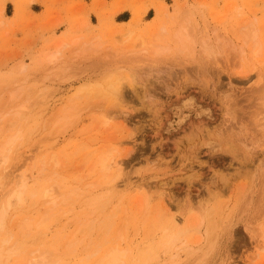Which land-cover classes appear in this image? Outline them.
Returning a JSON list of instances; mask_svg holds the SVG:
<instances>
[{
	"label": "rangeland",
	"instance_id": "374dc122",
	"mask_svg": "<svg viewBox=\"0 0 264 264\" xmlns=\"http://www.w3.org/2000/svg\"><path fill=\"white\" fill-rule=\"evenodd\" d=\"M188 26L183 33L195 38L194 47L190 38L181 42L176 37L178 29ZM125 29L132 31L129 39ZM252 30L260 44L255 56ZM201 45L213 48L212 59L205 57L210 62L203 57V67L190 60ZM158 48L160 52L154 51ZM130 52L142 56L143 75L134 91L124 82V113L116 116L113 96L105 91L115 75L106 74L115 60L121 61L118 57ZM149 53L158 58L151 61L158 67L151 68ZM52 54L55 60L46 63ZM121 62L117 66L126 68ZM261 64L264 0H0V145L13 138L4 152L6 162L0 163V176H6L1 182L7 187L20 178L26 184L25 203L9 212L14 215L0 231V240L9 236L10 246L28 244L13 261L0 264H37L39 251L48 256L51 252L59 264H91L96 233L89 235V229L68 220L61 205L65 191L79 189L94 177L89 161L81 165L86 147L93 144L120 155L131 180L122 192L120 211L115 215L113 210L107 235L113 239L121 232L123 245L130 246L123 264H128L136 243L140 250L145 246L142 231L133 237L123 226L144 213L147 200L137 189L141 182L153 190L147 194L154 201L163 200L160 207L151 202L146 215H159L161 223L166 213L193 221L208 199V188L214 191L213 199L223 206L221 221L230 220L231 230L218 239L206 264H264V78L257 73ZM71 104L85 107L78 120L57 119ZM214 128L242 133L239 144L244 141L251 157L233 156L215 143L199 144L207 139L206 130ZM190 140L198 142L190 146ZM54 154L57 179L51 172ZM242 186L246 199L235 205ZM43 192L49 196L45 201ZM52 198L55 205L47 202ZM24 223L25 239L18 233ZM198 261L195 256L186 260L182 252L171 259L169 253L152 251L142 254L139 264Z\"/></svg>",
	"mask_w": 264,
	"mask_h": 264
},
{
	"label": "bare ground",
	"instance_id": "6f19581e",
	"mask_svg": "<svg viewBox=\"0 0 264 264\" xmlns=\"http://www.w3.org/2000/svg\"><path fill=\"white\" fill-rule=\"evenodd\" d=\"M189 29H190L189 26L178 29L176 32V37L181 42L190 38L189 42L194 47V45L196 44L195 38L192 39L188 33H183V31L186 32ZM123 34H126L127 39H129V37H131L132 35V31L126 30L125 33ZM252 36L254 40L252 54L255 56L260 52L259 51L260 44L257 39V33L255 30H252ZM138 39H140L139 36L134 37V40H138ZM142 43L143 42L140 41L138 44L141 45ZM99 44L100 43H96L94 45L96 47ZM200 47L201 49L198 52H195L194 54L191 55L190 60H192V62H195L199 65H202L201 67H203V65L206 64L203 60V57L204 59L205 57L210 58L213 54V48L211 45H205V46L201 45ZM154 51L160 52L159 48L155 49ZM240 51L242 52V54L244 53V49H241ZM141 52L147 53L146 51L143 50H141ZM140 53L135 55H132L134 54V52H132L130 55L126 53L129 56L125 55L126 57H124L123 55L122 57L124 59L118 57L119 59H121V61H124L123 64L126 65L125 66L126 68L123 69L121 68V66L120 67L117 66L118 65L117 63H119L120 65L121 62L117 59V61L119 62H116L115 60L116 64H113V66L111 65L109 70H107L108 71L107 73H109L106 74L107 78L111 75H115L113 81L107 82L105 91L113 96V102H114L113 107L115 108L116 116H120L121 114L124 113L123 104H121V98L123 96V86L125 85L124 82H127V84L133 88L131 90L134 91V87L137 85V82L141 78V77L139 78V75L142 74L140 73L141 67L139 70V66L142 65L141 62L142 56L140 57ZM149 54H147V56L151 58L153 54L152 53ZM117 55L118 54L113 56L117 58ZM149 57L147 60H149L150 62L152 60L154 61L158 59L156 57L153 59L151 58L150 60ZM99 58H101V56ZM144 58L142 61H144ZM210 59L207 60L209 61ZM54 60L55 58L54 55L52 54L46 58V63H53ZM147 60L145 59L143 64L145 62L148 63L149 61L147 62ZM207 60L205 59L206 62H208ZM109 62H107L106 64L109 65L110 64ZM146 63L145 65H147ZM151 63H149L150 65H152L151 68H155L159 66L157 63L155 64L154 63L151 64ZM156 64L158 66H156ZM148 66L147 69L150 68ZM263 68H264L263 64L259 65V68L257 69V73L259 77L262 76L264 78ZM143 71L147 73L146 70ZM98 94L102 95L104 94V91L102 90L98 91ZM19 108L21 109V107ZM20 109L15 110V113L19 114V116L21 114ZM84 109L85 107H78L74 104H71L67 108L62 109L57 119H67L69 117H74L75 120H78L80 112L83 111ZM100 115L104 117V114L102 112L100 113ZM106 120L107 119H105L104 121ZM12 124L13 121H10V125ZM206 133H207V139L201 138L203 141L200 139L201 143L199 144L204 145L209 143H215L218 146V148L232 154L233 156L239 157L240 155L241 159H246L251 157L252 154L250 155V153L247 152V149H245V144H243L244 141L241 142L242 145L239 144L240 143L239 136H241L242 133L239 134L237 132L235 133V131H232L231 129L227 131H222V128H214L212 130H206ZM196 136H197L196 139L200 138L198 137L197 134ZM12 141L13 138H8L4 143L0 145V163L6 162L7 155H5L4 152L9 148ZM191 142L192 143L190 144V146L191 145L194 146L195 145L194 143L198 141L192 140ZM94 146H95L94 144L87 146L85 149V153L82 155V159H81V165L84 164L87 165L88 164L87 161L91 163V170L94 169V172H96L94 177L93 178L89 177L87 181L83 183V186L81 188L79 187V189L76 188L65 191L66 193L64 194V198L62 200L63 204L61 205V208L66 209V217L68 218V220L74 222L73 224L78 226V228L83 230L89 229V235H91L93 232L96 233L95 236L96 240L93 244V247L91 248V253L94 254V257L92 259H89L91 260V264H123L127 256V252L129 251L131 252V250L129 249L130 246L128 247V244H126L125 246L123 245L122 241L124 240V238L121 232H119L118 235H116L117 238H113V239H107V235L113 223V219H112L114 215L113 210H115V215L120 211V199L122 192H124V189H127V186L130 185L131 180L130 178L127 177L128 175L125 176V172H123L125 168L124 166L125 163H124V159H121L120 155L116 154L111 149H109L107 152H103L102 150L95 148ZM115 148H118V145H115ZM39 160H40L39 162L41 163L43 162L42 159ZM51 162H53V164L51 165V172L53 174V177L57 179L59 174L58 171L59 163L57 160V156L55 154L51 156ZM259 164L260 163H258V165ZM5 169L6 168H4V173L6 174ZM5 177L0 176V231L3 230L4 224L8 221V218L11 219L12 216L14 215V214L11 215L9 212L13 208L14 209L22 208L26 198L25 197L26 184L24 179L20 178L10 187H7L5 183L1 182V179L2 178L5 179ZM186 177H188V179H191L193 177V174H190ZM122 178H127V181L123 180ZM221 179L225 182L227 181V178H225L224 175H221ZM121 181L124 182L122 187H120L119 185V182ZM147 185L148 183L146 182H141L137 184V189L143 192V195L147 200L144 207L143 215L139 219L134 217L133 221L131 222L126 221V223L123 225L125 230L126 229L131 230L133 237L141 235V231H142V233L144 234L143 239L145 241V246L144 248H142V250H140L141 248L139 247V244L137 245L136 243V247L133 250L131 257L128 260L129 261L128 264H139L141 255L144 254L146 256H149L152 251H158L159 253L162 254L169 253V257L171 259L178 258L179 254L182 252L186 257V260H188L192 256L193 257L195 256L199 260L195 264H206L207 257L213 252L216 245L218 244V239L226 235V233L228 234L231 230L230 220L224 224L223 221H221V219H223L222 216L223 206L218 200L216 201L215 199H213L215 197V192L211 190L209 191L208 188V199H206L203 202V205H200L197 213L193 218V221H189L188 218H186L187 215L184 216L183 221H179V219H177V217L174 214L167 216L166 213L165 214L166 216L165 215L163 216V223H161L158 220L159 215L157 214L152 215L149 219L146 216L149 213L151 202H155L156 204H158L159 207L163 203V200L161 199L154 201L152 195L147 194L150 191H153ZM59 187H60L59 183H55L54 188L58 189ZM54 188L50 189L51 193L49 194V196H51L54 193L53 191ZM135 190L136 189H133L131 193H133ZM246 191H247L246 188L243 186L238 188L237 191L238 195L236 197L235 203L236 202L242 203L243 201H245ZM31 192H33V189H31ZM49 196L47 195V192H43L42 194L43 201L48 199ZM47 202H52L55 205L53 198L47 200ZM114 202H115L114 209H109L110 206L114 204ZM235 205H237V203ZM142 207L143 204H141L140 208ZM156 207L157 205H154L152 209L154 210L156 209ZM190 208L191 207L188 208V212L192 210V208L191 209ZM81 209L83 211L80 212ZM152 219H156V223L150 222ZM18 228H19L18 230L19 235L25 239L27 235V223H24L21 226L18 225ZM22 242L19 241L15 245L10 246L8 244L9 236L7 238H4L3 240H0V263L2 262L9 263V261L11 262L13 256L18 255L22 250H25V248L28 247V244L25 246L24 245L25 243L23 244ZM69 243L70 241H68L67 246L70 245ZM35 258L37 259V260L35 259V262L37 264H59L56 256L54 257L53 254H51V252L49 253L48 256L47 253L39 251ZM176 264H182V263H176Z\"/></svg>",
	"mask_w": 264,
	"mask_h": 264
},
{
	"label": "crops",
	"instance_id": "0c3cea01",
	"mask_svg": "<svg viewBox=\"0 0 264 264\" xmlns=\"http://www.w3.org/2000/svg\"><path fill=\"white\" fill-rule=\"evenodd\" d=\"M5 2H3V12H4V4ZM4 15V14H3ZM4 18H7V16L4 15Z\"/></svg>",
	"mask_w": 264,
	"mask_h": 264
}]
</instances>
